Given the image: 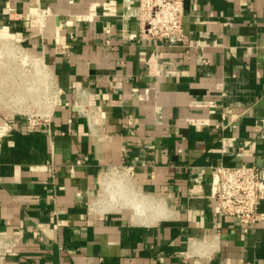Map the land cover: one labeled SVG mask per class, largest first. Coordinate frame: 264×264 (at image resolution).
Instances as JSON below:
<instances>
[{"label":"crops","instance_id":"0c3cea01","mask_svg":"<svg viewBox=\"0 0 264 264\" xmlns=\"http://www.w3.org/2000/svg\"><path fill=\"white\" fill-rule=\"evenodd\" d=\"M137 12L0 0L59 94L33 127L0 100V264H264V221L210 196L215 167L264 168V0H186L187 47L132 38Z\"/></svg>","mask_w":264,"mask_h":264},{"label":"built area","instance_id":"2783aa9c","mask_svg":"<svg viewBox=\"0 0 264 264\" xmlns=\"http://www.w3.org/2000/svg\"><path fill=\"white\" fill-rule=\"evenodd\" d=\"M185 1L138 0L136 18L139 31L132 38L171 47L189 46L190 39L184 29ZM51 14V8H47L31 15V26L42 29ZM210 196L215 200L214 212L217 215L228 216L247 225L264 221V213L259 211L264 201V168L256 165L215 167L211 175Z\"/></svg>","mask_w":264,"mask_h":264},{"label":"rangeland","instance_id":"374dc122","mask_svg":"<svg viewBox=\"0 0 264 264\" xmlns=\"http://www.w3.org/2000/svg\"><path fill=\"white\" fill-rule=\"evenodd\" d=\"M10 47H16V55L12 54L14 50ZM1 50L7 55L0 53V100L8 102V125L14 120L22 121L27 126L40 125L47 118L51 106L58 100L54 76L44 59L22 40L8 45L1 41L0 52ZM28 83H31L30 86Z\"/></svg>","mask_w":264,"mask_h":264},{"label":"bare ground","instance_id":"6f19581e","mask_svg":"<svg viewBox=\"0 0 264 264\" xmlns=\"http://www.w3.org/2000/svg\"><path fill=\"white\" fill-rule=\"evenodd\" d=\"M1 41L7 43V45H8V44H14V43H16L17 41H20V39H19L18 37L14 36L13 34H11V33L7 32V31H5V30H0V42H1ZM16 47H17V46H16ZM16 47H15V48H16ZM10 48H11V47H10ZM15 48H14V49H15ZM14 49L11 48V50H14ZM6 51H7V49H6ZM14 52H15V50L12 52V54H13ZM0 53L2 54V53H4V52H2V50H1ZM4 54H5V53H4ZM12 54H11L9 57H11ZM14 54L16 55V53H14ZM17 54H18V53H17ZM5 55H7V54H5ZM15 55H13V56L15 57ZM17 57H18V56H17ZM17 57H16V58H17ZM0 58H1V56H0ZM1 60H2V59H1ZM12 60H13V59H12ZM13 61H14V60H13ZM2 62H3V61H2ZM16 70H17V69H16ZM37 73H38V72H37ZM44 75H45V74H44ZM46 77H49V76H46ZM49 78H50V77H49ZM32 79H33V78H32ZM39 82H40V80H39ZM39 82H38V84H39ZM21 84H22V83H21ZM28 84H29V83H28ZM30 84H31V83H30ZM30 84H29V86H30ZM23 85H24V83H23ZM23 85H22V86H23ZM29 86H28V87H29ZM23 88H26V87L23 86ZM29 88H30V87H29ZM29 88H28V90H30ZM26 89H27V88H26ZM31 89H32V88H31ZM36 89H37V88H36ZM20 90H21V89H20ZM25 91H26V90H25ZM34 91H35V90H34ZM36 91H37V90H36ZM31 92L33 93L32 90H31ZM29 93H30V92H29ZM27 95H28V94H27ZM29 95H30V94H29ZM30 96H31V95H30ZM22 97H23V96H22ZM51 107H52V106H51ZM120 173H121V172H120ZM120 173H119V175H120ZM110 174H111V173H110ZM113 174H114V173H113ZM123 174H124V172H123ZM115 176H116V175H115ZM121 176H122V175H121ZM108 178H110V176H109ZM108 178H107V179H108ZM111 178H112V177H111ZM119 178H120V176H119ZM112 179H113V181H111V180H110V181H111V182H114V178H112ZM117 180H118V179H117ZM127 180H128V179H127ZM122 182H125V181H122ZM127 182H128V181H127ZM127 182H126V183H127ZM102 183H103V181H102ZM105 183H106V181H105ZM115 183H116V181L114 182V184H115ZM117 183H118V182H117ZM106 185H107V184H106ZM115 185H116V184H115ZM118 185H119V184H118ZM121 185H123V183H122ZM121 185H119V187H120ZM107 186H110V184L107 185ZM116 186H117V185H116ZM124 186H125V184H124ZM126 187L129 188V186H126ZM126 187H125V188H126ZM117 188H118V186L116 187V189H117ZM121 188H124V187L121 186ZM111 189H112V187H111ZM126 189H127V188H126ZM126 189H125L124 191H126ZM104 190H105V189H104ZM106 190H107V187H106ZM118 190L120 191L121 189L118 188ZM128 190H129V189H128ZM107 191H109V189H108ZM115 191H116V190H115ZM131 191H132V190H131ZM116 192H117V191H116ZM104 193H105V192H104ZM106 193H107V192H106ZM106 193H105V195H106ZM110 193H111V190H110ZM114 194H115V193H113V195H114ZM116 194H118V193H116ZM121 194H124V193H121ZM126 194H127V193H126ZM128 194H129V193H128ZM132 194H133V193H132ZM107 195H109V194H107ZM107 195H106V196H107ZM124 195H125V194H124ZM111 197H112V195H111ZM125 197H126V196H125ZM106 198H107V197H106ZM128 198H129V200H130V197H127V200H126L127 202H128ZM111 199H112V198H111ZM113 199H114V197H113ZM125 199H126V198H125ZM135 199H136V197H135ZM135 199H133V200L131 199V200L134 201ZM137 199H139V198H137ZM131 200H130L129 202H131ZM143 200H144V199H143ZM124 201H125V200H124ZM124 201H123V202H124ZM126 201H125V203H126ZM136 201H137V200H136ZM136 201H134V202H136ZM138 201H139V200H138ZM144 201H145V200H144ZM149 201H150V199H149L148 201H146V202H147V203H151V202H149ZM140 202L142 203V201H140ZM146 202H145V203H146ZM161 203H162V202H161ZM127 204H128V203H127ZM133 204H134V203H133ZM139 204H140V203H139ZM142 204L144 205V202H143ZM151 204H152V203H151ZM107 205H109V204H107ZM125 205H126V204H125ZM129 205L132 206L131 203H130ZM137 205H138V204H137ZM148 205H149V204H148ZM153 205L155 206V204H153ZM144 206H145V205H144ZM144 206H142L143 208H138V207H141V206H137V208H138V212L140 213V216H141V214L144 213V212H143V211H144V210H143V209H144ZM151 206H152V205H151ZM154 206H153L151 209H154ZM137 208L135 207V209H137ZM157 208H158V207H157ZM157 208H156V209H157ZM160 208H161V207H160ZM161 209H162V208H161ZM163 209H164V208H163ZM163 209H162V210H163ZM151 211H152V210H151ZM153 211H154V210H153ZM163 211H164V210H163ZM161 212H162V211H161ZM161 212L158 211V213H161ZM156 213H157V211H156ZM154 214H155V213H154ZM159 216H161V214H159ZM154 218H155V217H154V215H153V219H154Z\"/></svg>","mask_w":264,"mask_h":264}]
</instances>
